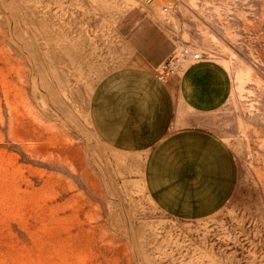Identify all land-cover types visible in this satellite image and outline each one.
<instances>
[{"label": "rangeland", "instance_id": "1", "mask_svg": "<svg viewBox=\"0 0 264 264\" xmlns=\"http://www.w3.org/2000/svg\"><path fill=\"white\" fill-rule=\"evenodd\" d=\"M151 1L231 78L218 110L189 114L238 171L204 218L158 208L144 156L104 144L88 117L130 58L117 19ZM0 264H264V0H0Z\"/></svg>", "mask_w": 264, "mask_h": 264}, {"label": "crops", "instance_id": "2", "mask_svg": "<svg viewBox=\"0 0 264 264\" xmlns=\"http://www.w3.org/2000/svg\"><path fill=\"white\" fill-rule=\"evenodd\" d=\"M156 1L135 6L115 23L130 58L98 81L88 117L104 144L144 156V185L153 203L181 220L220 210L234 192L237 167L230 151L190 113L218 110L231 78L219 61L186 60L170 73L180 45L161 20Z\"/></svg>", "mask_w": 264, "mask_h": 264}, {"label": "built area", "instance_id": "3", "mask_svg": "<svg viewBox=\"0 0 264 264\" xmlns=\"http://www.w3.org/2000/svg\"><path fill=\"white\" fill-rule=\"evenodd\" d=\"M203 58L202 54L198 53L195 48L190 44H183L182 47L177 49V52L167 61L165 69L173 73L178 68L184 65L186 60L198 61Z\"/></svg>", "mask_w": 264, "mask_h": 264}]
</instances>
